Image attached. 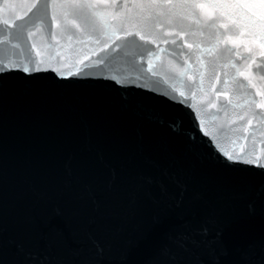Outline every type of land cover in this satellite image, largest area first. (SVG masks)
<instances>
[{"label":"water","instance_id":"1","mask_svg":"<svg viewBox=\"0 0 264 264\" xmlns=\"http://www.w3.org/2000/svg\"><path fill=\"white\" fill-rule=\"evenodd\" d=\"M116 2L0 0V260L175 264L201 219L185 264H264V22L230 7L259 0Z\"/></svg>","mask_w":264,"mask_h":264},{"label":"snow or ice","instance_id":"2","mask_svg":"<svg viewBox=\"0 0 264 264\" xmlns=\"http://www.w3.org/2000/svg\"><path fill=\"white\" fill-rule=\"evenodd\" d=\"M96 3H113L116 4V7L119 8V4L116 2V0H95ZM133 2L138 3H149V4H174V3H183V2H193L195 3V0H133ZM197 8L203 9L205 5L203 4H196ZM230 7H233L234 9H245L249 12L248 19L255 23L256 21L264 22V0H259V3H236L233 5H230ZM213 16H215V12H213ZM259 28L260 25H257ZM125 37L129 36H137L140 39H144L140 35L139 32L131 33V32H125ZM181 37H184L183 33H180ZM254 39H259V37H254ZM148 43H153V41L149 40ZM164 43H176L175 40H164ZM234 47H239V43L235 40H231L228 42ZM184 48L191 49L193 47L192 44H189L186 40L184 41ZM261 47H264V45H261ZM185 63H190V61H185ZM200 63H203V60L200 61ZM7 67V66H6ZM259 67V65L257 66ZM25 72H28L29 69L25 68ZM4 70H0V75H5ZM217 77V83H219V73H215ZM241 76H245L243 72L240 73ZM264 75V74H261ZM91 79L92 77H87ZM191 78V77H190ZM247 79V77H245ZM215 87V85H213ZM217 96H227V93L223 92H217ZM257 96H260L261 93L257 92ZM264 107V105H261L257 103V108ZM216 159L218 162H221L225 167H234L237 163H240V158H233L232 156H227L226 159L221 157L219 153H216ZM244 165H252L254 161L247 160L243 161ZM257 167L261 172H264V165H260L258 162ZM165 179L169 181L171 184H176V180L168 173L166 168H161L157 166V173H145L141 177V183L138 185L139 191L144 193L146 196L152 195V190L154 187L158 188L162 194H166L168 190V186L165 184ZM183 206V202L180 201L174 205L176 208H180ZM209 233V227H208V221L207 220H201V219H192L191 221L187 222V224H180L176 230L172 234V241L174 245V251L172 252V256L175 260V264H185V256L191 253L193 249L202 247L206 240ZM217 236H219V233H217ZM206 251L210 255H214L216 252V249L214 248H206ZM0 264H3V261L0 260ZM166 264V262H165Z\"/></svg>","mask_w":264,"mask_h":264}]
</instances>
